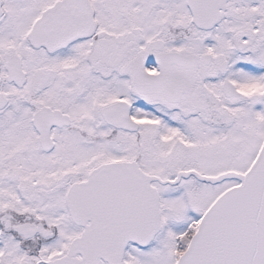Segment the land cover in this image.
I'll use <instances>...</instances> for the list:
<instances>
[{"label":"snow or ice","instance_id":"6c2138e0","mask_svg":"<svg viewBox=\"0 0 264 264\" xmlns=\"http://www.w3.org/2000/svg\"><path fill=\"white\" fill-rule=\"evenodd\" d=\"M0 264H264V0H0Z\"/></svg>","mask_w":264,"mask_h":264}]
</instances>
